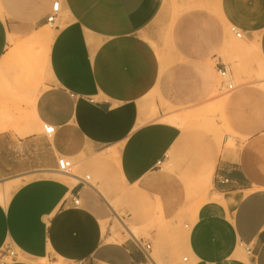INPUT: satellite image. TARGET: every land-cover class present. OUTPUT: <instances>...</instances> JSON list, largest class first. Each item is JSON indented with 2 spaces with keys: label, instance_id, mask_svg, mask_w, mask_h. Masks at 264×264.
<instances>
[{
  "label": "crops",
  "instance_id": "crops-1",
  "mask_svg": "<svg viewBox=\"0 0 264 264\" xmlns=\"http://www.w3.org/2000/svg\"><path fill=\"white\" fill-rule=\"evenodd\" d=\"M59 2L47 80L35 102L37 127L50 125L55 132L18 137L11 128L0 131V182L39 169L31 152L35 148H24L42 139L53 156L48 169L57 171V159L68 157L76 182L65 174L45 177L41 170L35 173L41 177L0 202V259L8 250L15 253L8 264L44 259L152 264L155 246L158 254L186 253V264H264V92L244 86L234 94L235 116L239 98L244 117L239 125L248 130L236 149L221 152L213 145L210 150L208 137L184 134L162 122L163 105L206 102L215 91L218 69L230 71L220 56L225 42H231L227 29L236 28L247 43H255L264 62V0ZM8 33L0 18V59ZM164 164H170L169 173L162 170ZM88 171L96 187L90 177L82 180ZM210 172L213 192L237 198L234 210L208 200L194 224L187 222L189 233L172 234L163 244L156 232L141 238L151 246L149 256L132 238L109 240L104 225L109 200L121 190L138 185L141 191L162 193L169 209L164 221L178 222L181 184ZM167 190L177 198L170 200Z\"/></svg>",
  "mask_w": 264,
  "mask_h": 264
},
{
  "label": "rangeland",
  "instance_id": "rangeland-1",
  "mask_svg": "<svg viewBox=\"0 0 264 264\" xmlns=\"http://www.w3.org/2000/svg\"><path fill=\"white\" fill-rule=\"evenodd\" d=\"M54 1L56 0H0L3 17L7 22L9 32L7 55L2 64H0V69L2 68V74L4 76V81L0 85V106L16 104L23 109L26 116L29 113V109L27 100L25 99V93L29 90L40 93L44 89L47 72L43 69V65H41L38 79L33 78L32 68L30 69L29 62L23 54L22 45L31 40L32 36L36 34L38 31L36 28L40 25L42 18L48 12H51V6ZM177 1L179 2L180 0ZM174 9L180 10L181 7L179 5ZM45 27L52 29V31L54 30L52 26ZM227 31L231 36V42L228 46L230 48L220 53V56L230 69L234 88L232 90L220 89L221 79L218 76L215 91L206 102L195 106L181 104L168 105L167 107L165 105L162 106L164 110L163 118L187 110L205 108L207 110L205 115L188 128L183 129L179 126H173L184 134L208 137L211 144L210 150L213 145H216L221 152L223 150L240 147L248 135L245 133L248 130H245L246 128L239 125L242 118H244L241 116V99L239 98L237 99V117L235 116L234 94L236 92L238 93L244 86H254L264 92V77L260 76L261 71H259L255 56L251 53L247 54L243 48L246 47L245 43L247 41L244 38H236L228 29ZM36 48L40 49L39 46H36ZM5 80L7 83H5ZM8 82L14 85V89L8 90ZM42 131V125L39 124L35 133H42ZM16 134L20 137L18 132ZM31 147L35 149L31 151ZM24 149V152L26 149L32 152L35 168L39 169L33 170L30 175L20 174L14 176L18 177L21 185L31 179L41 177L42 175L38 176L35 173L53 166V156L46 139H42V141L32 146L27 144V147ZM162 170L169 173L170 164L162 165ZM72 171H75L74 168H72ZM85 174L90 177L89 182L95 186V179L91 172L88 171ZM168 181L169 178L167 177L165 182L168 183ZM197 182L198 180H185L181 184V189L177 191V194H179L177 196L178 198L175 192H171L170 190L166 191L170 200L177 198L181 202V206L175 212L178 222L164 221L163 216L169 209L167 208L168 200L162 193L144 192L139 189L138 185H135L129 189L121 190L120 195L115 200H109L111 208L108 211V217L104 221V225L111 237L116 235V238H118L116 241L118 242L129 238L125 236V231L118 224L116 217H120L127 226L137 230L139 238H148L150 233L156 232L158 238H163L161 241L162 244L166 243L168 241L166 239L172 234L175 236L180 231L187 234L189 233V228H186V224L188 221L191 225L194 224L195 215L199 209L197 207L198 204L201 202L203 204L212 199L213 191L211 186L206 189H199ZM4 185L5 182L2 180L0 187ZM98 189L104 197L107 195L102 188ZM7 251L2 252L3 257ZM186 256L187 254L183 252L176 254H158L157 247L155 246L150 254L152 264L154 262L155 264H186L183 261V258ZM49 263L68 264L62 260L48 261L47 263L42 261V264Z\"/></svg>",
  "mask_w": 264,
  "mask_h": 264
},
{
  "label": "bare ground",
  "instance_id": "bare-ground-1",
  "mask_svg": "<svg viewBox=\"0 0 264 264\" xmlns=\"http://www.w3.org/2000/svg\"><path fill=\"white\" fill-rule=\"evenodd\" d=\"M185 3H188V2H185ZM51 9H52V6H51ZM177 14L178 12L173 16L170 22V25L172 24L173 20L176 18ZM0 18L5 20V18L3 17L1 4H0ZM45 26L51 27V25L49 24H46ZM45 26L41 28L40 30H38L36 34L32 36L31 40L25 42L22 45L23 54L25 55L27 61L29 62L30 69L32 68L31 71H32L33 78L36 80L39 77L41 65H43V69L46 72H48V55H49V50H50V47H51V44L54 38V30L52 31V29L46 28ZM227 34L229 33L227 32ZM228 44H229V40L225 42L222 48V51L224 49L229 50L230 47H228ZM245 44H246L245 45L246 47H243L244 50L246 51L247 54L251 53L255 56V59L258 63L259 71H261L260 76L264 77V62L261 60L259 56V51L256 47V44L255 43H252V44L245 43ZM36 46L37 47L39 46L40 49H37ZM166 48L171 49L169 45L168 47L166 45ZM6 55L7 53L0 59V64H2V62L6 58ZM163 60L164 59L161 56L162 63H163ZM3 77L4 76L2 74V68H1L0 69V85L4 81ZM5 83H7V81ZM8 84H9L7 86L9 87L8 90L14 89L13 87L14 85H12L10 82H8ZM38 95L39 93L35 91H31V90L25 93V99L27 100L28 109H29V113L27 114V116L25 115L23 109L20 106H17L16 104L14 105L10 104V106L8 105L0 106V131H4V130L11 128L14 131L18 132L20 134V137H25L30 134H33L37 130L36 123L39 122L37 119L36 111H35V102H36ZM206 111L207 110L205 108L187 110L181 113H177V114L175 113V114L169 115L166 118L162 119V122H165L167 124L174 125V126H179V127H182L183 129H186L191 124L196 123V121H198L199 118L203 117ZM205 125L208 126L206 123ZM72 168L69 174H65V175H68L69 177H66L63 174L59 173L58 171L52 170V169H44L41 171V173L45 177H54V178H65L66 177L69 180H71V182L74 184L76 182L74 180L75 179L74 177L76 175L72 171ZM211 177H212V172H210V174H208L207 177L199 179L197 182V187L199 189H206L210 187ZM88 179H89V176H85V178L82 180L88 181ZM20 183L21 182L19 181L18 178L5 182V185L3 187H0V202L1 203L7 202V200L10 198L12 193L21 186ZM211 198L214 200L220 201L229 210H234L235 207L237 206L236 197L233 198V197L226 196L222 198L218 193L213 192ZM201 205H202V202L199 203L197 207H200ZM116 218H117L118 224L125 231V236H127L128 238L134 239L136 242L139 241L143 243L142 240H140L141 238H139V234L137 230L132 229L131 227L127 226V224L120 217H116ZM117 239L118 238H116V235H113L112 237L109 238L110 241H116ZM42 261L45 263L48 262L46 259H44V260H39L38 264H42Z\"/></svg>",
  "mask_w": 264,
  "mask_h": 264
},
{
  "label": "built area",
  "instance_id": "built-area-1",
  "mask_svg": "<svg viewBox=\"0 0 264 264\" xmlns=\"http://www.w3.org/2000/svg\"><path fill=\"white\" fill-rule=\"evenodd\" d=\"M61 12V6L59 0H56V2L53 3L52 9L50 14L46 18L47 24L51 25L52 27L54 26L59 13ZM231 32L234 34L236 38H243V34L237 30L236 28H231ZM218 75L221 79V86L220 89H225V90H232L234 88L233 83H232V76L229 70L226 68L218 69ZM43 131L44 134L48 137H51L55 129L53 126L50 125H44L43 126ZM73 167V162L71 161L70 158L61 156L57 159V171L61 174H69L71 171V168ZM73 203L77 205L79 203V200L74 199ZM138 246L141 248V250L149 256V252L151 251V246L149 243H141L137 242ZM5 259L1 258L0 259V264H8L9 262H12L15 260V253L13 251L7 252L5 255ZM150 257V256H149ZM183 261H186V258H183ZM68 264H86L85 260H77L73 262H68Z\"/></svg>",
  "mask_w": 264,
  "mask_h": 264
}]
</instances>
